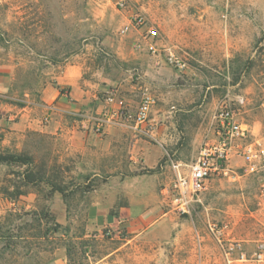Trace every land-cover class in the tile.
I'll list each match as a JSON object with an SVG mask.
<instances>
[{"label": "rangeland", "instance_id": "rangeland-1", "mask_svg": "<svg viewBox=\"0 0 264 264\" xmlns=\"http://www.w3.org/2000/svg\"><path fill=\"white\" fill-rule=\"evenodd\" d=\"M228 93L264 133V0H0V264H264V175L172 201Z\"/></svg>", "mask_w": 264, "mask_h": 264}, {"label": "built area", "instance_id": "built-area-1", "mask_svg": "<svg viewBox=\"0 0 264 264\" xmlns=\"http://www.w3.org/2000/svg\"><path fill=\"white\" fill-rule=\"evenodd\" d=\"M119 3L124 5L126 0H119ZM149 35L155 37L157 30L150 29ZM174 60L180 68L185 67L181 60ZM245 101L243 95L232 97L228 93L218 104L199 156L189 163H172L174 179L171 194L178 212L188 213L216 178L235 177L239 170L264 175V133L242 118ZM262 106L264 108V101ZM149 111V102H146L139 109L137 124L147 120ZM236 158L242 160V164L237 167L234 164ZM263 256L259 254L260 258ZM242 259H246L244 254Z\"/></svg>", "mask_w": 264, "mask_h": 264}, {"label": "trees", "instance_id": "trees-1", "mask_svg": "<svg viewBox=\"0 0 264 264\" xmlns=\"http://www.w3.org/2000/svg\"><path fill=\"white\" fill-rule=\"evenodd\" d=\"M60 92H64V89H61ZM28 160L27 157H25L24 155H9L5 158H0V161H12L14 164H19V165H24L26 164L25 161Z\"/></svg>", "mask_w": 264, "mask_h": 264}, {"label": "crops", "instance_id": "crops-1", "mask_svg": "<svg viewBox=\"0 0 264 264\" xmlns=\"http://www.w3.org/2000/svg\"><path fill=\"white\" fill-rule=\"evenodd\" d=\"M60 94V93H59ZM62 97H64V96H62Z\"/></svg>", "mask_w": 264, "mask_h": 264}]
</instances>
